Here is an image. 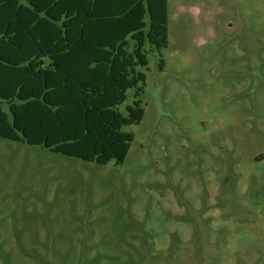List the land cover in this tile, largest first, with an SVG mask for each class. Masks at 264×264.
<instances>
[{
    "label": "rangeland",
    "instance_id": "rangeland-1",
    "mask_svg": "<svg viewBox=\"0 0 264 264\" xmlns=\"http://www.w3.org/2000/svg\"><path fill=\"white\" fill-rule=\"evenodd\" d=\"M167 33L123 163L0 138V264H264V0H167Z\"/></svg>",
    "mask_w": 264,
    "mask_h": 264
},
{
    "label": "trees",
    "instance_id": "trees-1",
    "mask_svg": "<svg viewBox=\"0 0 264 264\" xmlns=\"http://www.w3.org/2000/svg\"><path fill=\"white\" fill-rule=\"evenodd\" d=\"M147 42L168 44L167 0H0V138L123 163L133 134L122 127L144 108L119 106L143 92Z\"/></svg>",
    "mask_w": 264,
    "mask_h": 264
}]
</instances>
